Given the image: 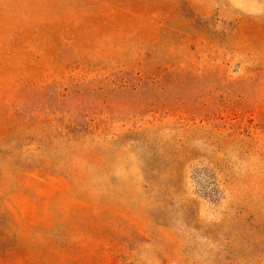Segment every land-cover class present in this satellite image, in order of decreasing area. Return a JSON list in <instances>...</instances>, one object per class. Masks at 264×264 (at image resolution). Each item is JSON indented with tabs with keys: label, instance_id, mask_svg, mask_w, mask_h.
<instances>
[{
	"label": "rangeland",
	"instance_id": "obj_1",
	"mask_svg": "<svg viewBox=\"0 0 264 264\" xmlns=\"http://www.w3.org/2000/svg\"><path fill=\"white\" fill-rule=\"evenodd\" d=\"M0 264H264V0H0Z\"/></svg>",
	"mask_w": 264,
	"mask_h": 264
}]
</instances>
